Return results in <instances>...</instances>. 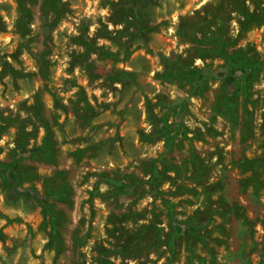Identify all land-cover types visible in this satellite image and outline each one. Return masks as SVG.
Returning <instances> with one entry per match:
<instances>
[{"label": "rangeland", "instance_id": "374dc122", "mask_svg": "<svg viewBox=\"0 0 264 264\" xmlns=\"http://www.w3.org/2000/svg\"><path fill=\"white\" fill-rule=\"evenodd\" d=\"M16 1L0 0V264H264V0ZM95 45L150 52L117 65L136 74L123 89L102 81L114 62ZM190 65L208 82L194 96ZM146 98L170 118L168 145L141 136ZM149 161L181 168L163 194Z\"/></svg>", "mask_w": 264, "mask_h": 264}, {"label": "trees", "instance_id": "16d2710c", "mask_svg": "<svg viewBox=\"0 0 264 264\" xmlns=\"http://www.w3.org/2000/svg\"><path fill=\"white\" fill-rule=\"evenodd\" d=\"M24 1L25 0H17L16 2H17V4L19 6L21 5V6L26 8L27 5L24 3ZM56 2L59 3V4L61 3V1H59V0H56ZM134 10H135V23L134 24H135L136 28L139 30V32L137 33V36L140 37L142 40H145V37H144L145 34L142 32V27H143L142 15H139L138 7H136ZM26 11H27V13L29 15L28 16L29 19H28V21L26 23V26L28 28L29 24H30V20H31L30 19L31 15H30V10L27 9ZM111 23H113L116 26L118 25V23L115 22V21H111ZM29 34L30 33L26 31V33H22L21 36L23 38H28L30 36ZM87 40L89 42H95L94 39L88 38ZM30 42H33V39L31 37L28 38L21 46L22 47H27V46H29ZM95 46H97V45H95ZM97 48H99V49H101V51H103L104 56H105L104 57L105 60L106 59H110L112 62H114V67L110 71H108V73L104 77L100 76L102 78V81L111 82V83H114V84H120L123 89H124V87H126V84H134L136 82V74L134 72H130V71H126V70H123V69H119L117 65L126 64L129 61V59L131 58V56L138 50L144 49L147 52H150V50L147 47V45H145L144 47L136 46L132 51L128 52L126 56L122 55V53L118 49H117V51H112L111 52L110 50H107L106 47H98L97 46ZM121 48H122V46H121ZM27 50H29V49H27ZM92 50L93 49H91L89 51V53H91ZM190 53H191L192 59H195L197 54L195 52H190ZM34 57L36 58V55H34ZM161 57H162V60H163V64L162 65L164 67V72L163 73H158L157 75L159 77L160 76L165 77V79H163L165 81H163V82L170 83V84H176L177 77H178L180 71L172 70V69L168 68V64L166 63V61H170L171 63H173L172 59H169V58H167L166 56H163V55H161ZM179 59H181V57H179ZM43 63L45 65L44 69L47 71L49 69V67H50L49 61H47V62L44 61ZM7 65L13 70V68L8 63H7ZM193 69H194L193 65H190L188 67V69L186 70L187 71L186 73H187V75L191 74L190 75L191 77H188V78L184 79L185 81H181L182 83H180L181 86L183 85L182 86L183 89L191 90L189 92V96H194L196 94V90L197 89L208 88V82L206 83V82H203L202 80H198L199 74L197 72H194ZM238 70H239L238 72H240L242 74V73H244L245 68L241 67ZM187 83L189 85H186ZM236 88H237V90L240 88L239 82L236 83ZM36 98L38 100L37 96H36ZM160 98L161 97H159V100H160ZM145 101H146L145 102L146 118H147V122L152 126V131H151L150 134H146V133H144V131H141V136H143V138L145 137V138H147V139H149L151 141H154V142H159V141L163 140V141H165V144L168 145V140H167L168 136L166 134L169 133V131H171L172 124L170 123L169 116L166 117V118H163V117H165V115L163 114V111H164L165 108L162 107V105L159 103L158 98H157L156 102H153L152 100H150L148 98H146ZM25 103H27V101H24V105H26ZM39 104H40V106H42L41 105L42 102L40 101V98H39ZM172 104H175V102H173ZM33 108H35V107H33ZM229 108H230V105L226 101H225V103H223V104H221L219 106V110H221V111H228ZM1 116H2V114L0 112V117ZM43 121H44V119L42 117L41 122H43ZM0 130H1V128H0ZM48 131H49V129H48ZM165 136H167V137H165ZM50 148H51L50 146H46L44 148L45 155H47V156L50 155L49 154L50 153L49 152ZM192 153L189 154V157L187 158V159H189L188 163H190L191 156L192 157H196L197 156V159H198L197 153L194 152V151H192ZM157 162H154V161L146 162V163H148L147 166H149L152 169L153 172H152L151 178L149 177L148 180L145 183L150 187V191L151 192L155 190V191H158L160 194H163L162 193L163 191L161 190V187L163 186V184L166 183L167 181L175 182V178L168 174L169 170H175L177 173L178 172L180 173L181 172V168L178 165L172 163V166L169 167L170 169L161 170L156 165ZM249 162H250L249 160L244 161L243 165H245L246 163H249ZM207 167L208 166H206V165L202 166L201 163H200L197 166V169L194 170V172L190 176V178H191L190 180H193L195 182V184L198 183V185L201 186L202 183H200V180H201L200 176L202 175L203 171H205V169H207ZM108 175H110V172L105 171V172H102V173L98 174L97 176L100 177V178H103V179H101L103 181L104 179L110 180L109 179L110 177ZM164 176H165V179H164ZM121 177L123 179L127 178L126 175H121ZM156 180H157V182H156ZM208 180H210V179L208 178ZM157 188H159V189H157ZM128 189L131 190V192L135 191L134 187H129ZM205 189L210 194V193L215 191L216 186H213L212 184L208 183L206 185ZM180 190H181V192L179 194H183L182 191L183 192L187 191V189H185L183 187H181ZM188 190H190V189H188ZM216 191H217V189H216ZM212 202L213 201L211 199V205H212ZM226 206H229L228 203H227ZM47 210H48V208H47ZM225 210L226 211H224V213H222V216H221L223 218H226L227 215H230L232 213L230 207L226 208ZM212 211H214V210L212 209ZM213 213H212V215H213ZM116 218H118V217H116ZM151 230L152 229H148L147 228V229L141 230L139 232V234L141 236H144V234L150 233Z\"/></svg>", "mask_w": 264, "mask_h": 264}]
</instances>
